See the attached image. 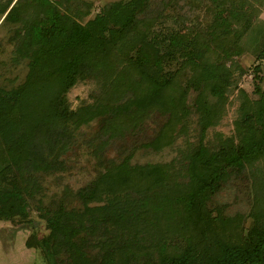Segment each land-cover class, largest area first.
Returning a JSON list of instances; mask_svg holds the SVG:
<instances>
[{
	"label": "trees",
	"instance_id": "1",
	"mask_svg": "<svg viewBox=\"0 0 264 264\" xmlns=\"http://www.w3.org/2000/svg\"><path fill=\"white\" fill-rule=\"evenodd\" d=\"M9 1L3 5V13L12 0ZM36 1L46 8L44 15L28 28L23 21L13 34V39H18V51L13 57L23 58L29 50L32 56L24 81L16 87H0V220L29 224L33 231L24 239V245L41 251L47 264H264V217L258 213L244 234L236 230L232 237L220 236L213 227L218 219L213 222L206 206L230 175L242 173L246 163L264 152V90L259 87L255 89L260 93L258 102L254 107L247 103V113L235 122V135L222 139L215 147L204 143L205 131L214 122L219 102L233 83L232 73L223 61L213 64L204 60L215 35L213 28L208 25L202 30L186 29L183 34L174 29L165 33L155 31V27L151 30L148 20L142 18L152 9L153 0L112 2L84 24L79 21L85 15L79 5L73 10L69 5L63 12H52L51 0ZM177 1L160 0L159 4L174 6ZM17 2L3 20H17ZM211 2L214 14L223 17L226 0ZM140 22L149 27V34L138 39L126 70L118 68L119 56L110 52L131 49L129 34ZM29 36L35 37L39 47H29ZM215 39H219L217 34ZM118 40L122 41L116 44ZM45 55L49 56L52 71L48 66L46 72L41 66H47V61L41 59ZM180 55L190 73L183 83L176 75L177 69L175 74L166 75L169 65ZM256 58L260 62L251 69L253 77L261 80L264 44L258 48ZM87 80L97 81L100 93L90 103L71 107L69 90ZM172 87L181 92L192 87V101L182 103L184 100H179ZM128 92L131 97L119 102ZM208 93L215 97L214 101H208ZM161 108L172 113L179 109V117H186L190 111L197 115L199 138L188 157L186 182L177 181L166 165H132L128 154L119 161H102V172L73 193L67 191V195L47 203L36 197L45 176L66 168V154L81 125L99 119L101 131L109 133L103 142L106 144L127 126L139 125L150 111ZM134 174L142 175L147 182L131 183ZM103 184L108 190L113 186H153L142 194L141 207L160 212L165 218L184 215V224L189 223L192 229L190 236L182 237L176 246L158 242L154 245L155 255L147 250L138 255V243L117 248L113 232L142 215L133 211L129 203L90 206L102 197ZM158 186L194 187L184 192L171 187L161 195ZM72 198L81 206L70 205ZM34 210L44 224L41 235L31 215ZM194 216L202 222L200 229L193 224ZM170 244L172 249L168 250Z\"/></svg>",
	"mask_w": 264,
	"mask_h": 264
},
{
	"label": "rangeland",
	"instance_id": "2",
	"mask_svg": "<svg viewBox=\"0 0 264 264\" xmlns=\"http://www.w3.org/2000/svg\"><path fill=\"white\" fill-rule=\"evenodd\" d=\"M7 1L9 0H0V87L12 88L24 81L28 61L32 58L29 55L30 50L23 58L13 57L18 51V39H13L15 29L22 27L23 21L27 24L25 28L33 26V22L44 15L46 8L36 0H17V20H3L16 2L12 0L6 12L3 13L2 7ZM51 1L52 12L55 9L63 12L69 5L73 10L79 5L80 10L85 12L79 21L84 24L92 20L108 4L120 0ZM159 1L153 0L152 9L146 12L144 17L141 16L143 20H148V26H152H150L151 30L155 27V31L162 30L165 33L174 29L183 34L186 29L196 30L198 27L202 30L210 25L215 35L219 36L218 40L215 39V35L211 39L210 46H207L208 50L205 51L204 60L213 62V64L223 61L225 68L232 73L233 83L226 89L224 98L219 102L213 124L205 131L204 143L215 147L222 139L235 135L236 120L247 113L250 105L254 107L257 104L260 93L255 92L256 87H259L261 91L264 90V74L261 80L255 79L251 69L253 65L260 62L256 58V53L258 48L264 44V0H226L227 11L220 18L214 14L215 8L211 0H178L177 3H173L174 6H163L159 4ZM144 24L140 22L136 30L130 32L131 49H123V53L115 51L117 49L110 50L111 55L119 56L118 68L127 65L128 57L133 54L139 44L138 39L149 34V27H145ZM104 29L106 35L107 28L104 26ZM27 40L31 42L30 48L39 47L35 37L29 36ZM121 41L118 40L116 44ZM48 57L45 55L41 58L47 61V66L46 63L41 65L46 72H48V66L52 71V64L47 60ZM182 64L183 60L180 55L178 60L175 59L174 63H171L169 68L167 67L170 70L166 75L175 74L174 69H177L176 75L183 83L190 73L189 69ZM123 70H126V67ZM180 90L172 87V91L179 97V100H184L182 103H190L195 93L194 89L190 87L184 92ZM99 93L97 81H79L69 90L68 99L71 107L76 108L82 102H92L93 96ZM130 95L131 92L126 93L119 102L131 97ZM214 100L215 97L208 93V101ZM247 103L250 104L248 108ZM172 111L167 112L162 108L150 111L139 125L137 123L135 127L127 126L123 133L113 139L110 138L106 144L103 142L107 140L109 133L101 131L99 119L81 125L75 132L72 147L66 154V168L45 176L41 191L36 194V197L47 203L51 199L67 195V191L73 193L102 172V161L106 159L119 161L128 154L131 156L132 165L143 167L156 164L166 165L176 174L177 181L186 182L188 180L185 173L188 157L199 138L197 115L190 111L186 117H179L182 114L179 109L173 113ZM141 177L143 176L134 174L131 183L147 182L145 177H143L144 180ZM147 187L125 185L113 186L108 190V186L103 184L101 186L102 197L90 203V206L109 203L122 206L129 203L134 208L133 211L142 215L139 220L128 223L127 227L124 225L120 231L117 233L114 231L112 234L114 235L113 244L118 245L117 248L127 243H138V246H141L137 252L138 255L146 250L155 255L154 245L162 241L171 242L173 246L179 245L182 237L190 236V230H192L188 226L189 223L184 224V215L165 218L160 212L149 211V207L142 208L139 203L143 200L140 198L146 189L150 192L148 188L153 186ZM171 187H177L178 191L184 192L191 190L194 186H163L158 189L162 190L160 191L162 195ZM69 204L81 206L75 198H72ZM206 206L210 209L213 222L218 219L219 223L213 227L220 236L232 237L236 230L244 234L259 214L264 217V152L253 162L246 163L242 173L230 175L219 190L208 199ZM37 212V210L31 211V215L36 221L34 224L37 233L41 235L45 229ZM194 220L196 221L193 223L194 226L200 229L201 220L197 219V216H194ZM32 231L29 224L17 225L10 221L0 220V264H47L41 251L27 248L24 245V239ZM171 244L167 245L168 250L172 249Z\"/></svg>",
	"mask_w": 264,
	"mask_h": 264
}]
</instances>
